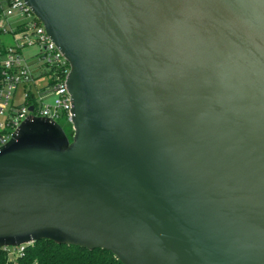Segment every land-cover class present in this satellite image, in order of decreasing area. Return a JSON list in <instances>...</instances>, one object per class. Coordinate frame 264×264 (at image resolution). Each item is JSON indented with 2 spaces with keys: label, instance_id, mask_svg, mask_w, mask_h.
Listing matches in <instances>:
<instances>
[{
  "label": "water",
  "instance_id": "obj_1",
  "mask_svg": "<svg viewBox=\"0 0 264 264\" xmlns=\"http://www.w3.org/2000/svg\"><path fill=\"white\" fill-rule=\"evenodd\" d=\"M24 2L73 135L30 117L0 148V249L264 264V0Z\"/></svg>",
  "mask_w": 264,
  "mask_h": 264
},
{
  "label": "built area",
  "instance_id": "obj_2",
  "mask_svg": "<svg viewBox=\"0 0 264 264\" xmlns=\"http://www.w3.org/2000/svg\"><path fill=\"white\" fill-rule=\"evenodd\" d=\"M16 14L30 18L31 22L19 23L11 28L10 18ZM19 27L22 30L16 33ZM6 35L14 38V44H7ZM17 36H21L22 41L16 39ZM33 46L39 49L35 62L22 55L25 48ZM0 68L3 70L0 89V148L12 139L22 122L30 117L72 127L71 98L66 87L69 64L24 0H0ZM41 78L46 80V84L38 86ZM19 89H22V101L15 105ZM52 96H55L53 101H48ZM23 249L24 246L12 248L11 254L19 255Z\"/></svg>",
  "mask_w": 264,
  "mask_h": 264
},
{
  "label": "trees",
  "instance_id": "obj_3",
  "mask_svg": "<svg viewBox=\"0 0 264 264\" xmlns=\"http://www.w3.org/2000/svg\"><path fill=\"white\" fill-rule=\"evenodd\" d=\"M21 30L17 28L16 33ZM2 79L3 70L0 68V89ZM68 126L61 125L65 132ZM11 251L12 248L0 249V264H122L108 251L62 246L49 241L25 245L19 255H12Z\"/></svg>",
  "mask_w": 264,
  "mask_h": 264
},
{
  "label": "rangeland",
  "instance_id": "obj_4",
  "mask_svg": "<svg viewBox=\"0 0 264 264\" xmlns=\"http://www.w3.org/2000/svg\"><path fill=\"white\" fill-rule=\"evenodd\" d=\"M31 22V19L28 18V17H20L19 14H16L14 15L13 17L10 18V24H11V28H14L17 24L19 23H26V24H29ZM16 39L22 41V37L21 36H17ZM6 41H7V44H14V38L11 36V35H6ZM39 53V49L38 47L36 46H33V47H28V48H25L23 51H22V55L23 57L29 59L31 62L32 61H36L35 59V56ZM46 84V80L44 78H41L38 80V86H41V85H44ZM21 95H22V89H19L18 90V93H17V96H16V99H15V105H18L21 103L22 101V98H21ZM55 98V96H52L48 101H53V99ZM72 127L71 126H68L66 127V134L67 136L71 139L72 138V134H71V130Z\"/></svg>",
  "mask_w": 264,
  "mask_h": 264
}]
</instances>
